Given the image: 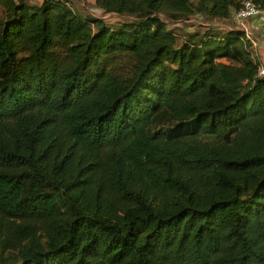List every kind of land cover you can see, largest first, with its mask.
<instances>
[{
    "label": "trees",
    "instance_id": "1",
    "mask_svg": "<svg viewBox=\"0 0 264 264\" xmlns=\"http://www.w3.org/2000/svg\"><path fill=\"white\" fill-rule=\"evenodd\" d=\"M240 1L95 0L134 18L109 27L0 0V264H264V75L230 26ZM192 18L177 44L167 25Z\"/></svg>",
    "mask_w": 264,
    "mask_h": 264
},
{
    "label": "built area",
    "instance_id": "2",
    "mask_svg": "<svg viewBox=\"0 0 264 264\" xmlns=\"http://www.w3.org/2000/svg\"><path fill=\"white\" fill-rule=\"evenodd\" d=\"M231 27L241 32L240 40L252 50L258 44V33L264 32V9L253 0H241L239 8L231 13ZM226 25V28H231ZM257 75H264V68L257 66Z\"/></svg>",
    "mask_w": 264,
    "mask_h": 264
},
{
    "label": "rangeland",
    "instance_id": "3",
    "mask_svg": "<svg viewBox=\"0 0 264 264\" xmlns=\"http://www.w3.org/2000/svg\"><path fill=\"white\" fill-rule=\"evenodd\" d=\"M70 3H68L71 6V9L78 13L81 16H94L97 18H100L104 24H106L109 27H119L120 24L131 21L134 18L132 16L127 15H118L115 13H104L100 9H96L93 5V3H87L84 0H69ZM193 19V18H192ZM188 19L183 22H177L174 25L168 24V28H172L173 31L176 34V43L180 44L182 41H184L187 37V32L190 30H195L197 27V22H194V19ZM174 23V22H173ZM201 26V25H200ZM202 27V26H201ZM199 27L198 30H202L203 28ZM191 32V31H190ZM200 141H203L207 138V136H198Z\"/></svg>",
    "mask_w": 264,
    "mask_h": 264
},
{
    "label": "crops",
    "instance_id": "4",
    "mask_svg": "<svg viewBox=\"0 0 264 264\" xmlns=\"http://www.w3.org/2000/svg\"><path fill=\"white\" fill-rule=\"evenodd\" d=\"M32 2H36L39 0H31ZM86 2V4L88 3H93L95 0H84ZM209 25H211L209 23ZM213 26H218L220 28V30H224V27L226 26L225 24L222 23H215ZM258 44L255 48L252 49L253 55L256 58L257 64L262 66L264 68V32H259L258 34Z\"/></svg>",
    "mask_w": 264,
    "mask_h": 264
}]
</instances>
